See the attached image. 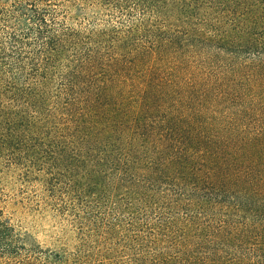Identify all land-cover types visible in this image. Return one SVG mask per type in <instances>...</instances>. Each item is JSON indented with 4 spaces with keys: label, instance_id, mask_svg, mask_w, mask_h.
I'll list each match as a JSON object with an SVG mask.
<instances>
[{
    "label": "trees",
    "instance_id": "trees-1",
    "mask_svg": "<svg viewBox=\"0 0 264 264\" xmlns=\"http://www.w3.org/2000/svg\"><path fill=\"white\" fill-rule=\"evenodd\" d=\"M5 175L0 264H264V0H0Z\"/></svg>",
    "mask_w": 264,
    "mask_h": 264
},
{
    "label": "rangeland",
    "instance_id": "rangeland-1",
    "mask_svg": "<svg viewBox=\"0 0 264 264\" xmlns=\"http://www.w3.org/2000/svg\"><path fill=\"white\" fill-rule=\"evenodd\" d=\"M70 24H74L73 20L70 21ZM35 191L36 188L31 187L20 189L12 176L5 175L1 177L0 192H3L5 195L14 194V196H18V199L20 200L23 198L26 203L31 201L35 204V202L40 199V197L38 198L33 195ZM8 210H12L10 212H14L16 215L15 220L19 221H17L19 228L23 232H27L30 236H32V239L35 242L46 248L56 250L60 248L59 240L62 237V227L58 225L57 220L51 214H42L34 211L27 214L21 211V209L15 210V207H10Z\"/></svg>",
    "mask_w": 264,
    "mask_h": 264
}]
</instances>
